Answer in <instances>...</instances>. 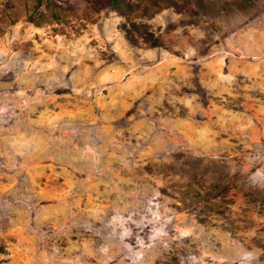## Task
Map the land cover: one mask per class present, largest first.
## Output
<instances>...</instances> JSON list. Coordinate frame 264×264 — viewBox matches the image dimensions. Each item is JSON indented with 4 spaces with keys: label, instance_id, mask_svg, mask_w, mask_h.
<instances>
[{
    "label": "rangeland",
    "instance_id": "obj_1",
    "mask_svg": "<svg viewBox=\"0 0 264 264\" xmlns=\"http://www.w3.org/2000/svg\"><path fill=\"white\" fill-rule=\"evenodd\" d=\"M0 264H264V0H0Z\"/></svg>",
    "mask_w": 264,
    "mask_h": 264
}]
</instances>
